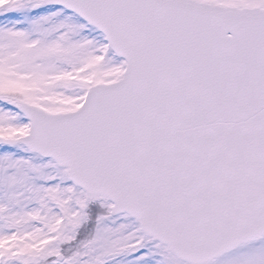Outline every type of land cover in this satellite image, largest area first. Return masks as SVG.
Segmentation results:
<instances>
[{"label": "snow or ice", "instance_id": "1", "mask_svg": "<svg viewBox=\"0 0 264 264\" xmlns=\"http://www.w3.org/2000/svg\"><path fill=\"white\" fill-rule=\"evenodd\" d=\"M0 264H264V0H0Z\"/></svg>", "mask_w": 264, "mask_h": 264}]
</instances>
